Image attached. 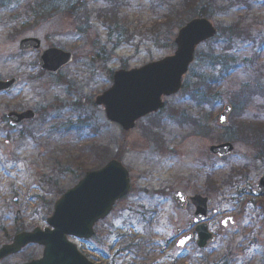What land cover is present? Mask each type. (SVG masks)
<instances>
[{
    "label": "rangeland",
    "instance_id": "374dc122",
    "mask_svg": "<svg viewBox=\"0 0 264 264\" xmlns=\"http://www.w3.org/2000/svg\"><path fill=\"white\" fill-rule=\"evenodd\" d=\"M66 1L73 5L80 0ZM66 1L56 0L60 10L49 20H37L26 32L15 31L29 20L36 0H5L0 9V80H20L9 92L0 94V247L21 230L46 228L59 196L74 187L86 171L98 169L119 155L129 173V195L95 226L94 238L74 242L91 263L205 264L203 256L209 252L197 255L186 251L193 262L181 259L175 250V230L186 228L192 211L177 212L171 197L175 191L187 197L202 195L209 178L216 185L210 196L216 211L210 219L211 229L222 217L239 215L236 228L228 230L215 249L230 246L232 264H264V218L256 224L259 237H252L245 226L253 210L249 204L242 207L245 196H237L264 174V157L252 159L256 150H261V143L236 139L238 126L249 124L251 134L253 126L264 124V97H259L264 95V0H203L217 36L197 47L183 84L192 90L193 74L218 75L221 67L211 69L207 55L224 58L226 71L231 72L217 87L220 103L210 112L208 122L191 110L189 98L179 92L164 100L165 107L156 117L140 120L127 133L106 121L103 109L93 105L95 97L111 86L115 71L140 68L173 55L176 33L193 13L184 14L182 0H121L117 32L98 17L108 9L105 0L83 3L70 18L62 12ZM195 7L200 9L197 3ZM236 24L240 35L226 34ZM24 38H37L41 49L71 52L74 61L56 77L41 73L38 53L18 52V43ZM245 59L253 62L242 64ZM244 91L247 104L231 114L234 125L227 134L216 127V117L223 105L237 104ZM26 110L35 112L36 119L15 129L7 125V113ZM180 112L199 116L204 135L193 134L195 127L190 120L182 127L176 125ZM86 122L90 130L75 131ZM96 124L99 129L94 133ZM230 138L234 139L232 156L223 160L209 156V146ZM83 146L98 147V155L102 151L107 155L101 161L95 150L83 151ZM245 165L250 166L246 179L239 176L231 181ZM239 246L244 251L240 252ZM220 252L216 253L217 262L222 259ZM41 254L42 248L29 246L0 264H24Z\"/></svg>",
    "mask_w": 264,
    "mask_h": 264
},
{
    "label": "water",
    "instance_id": "95a60500",
    "mask_svg": "<svg viewBox=\"0 0 264 264\" xmlns=\"http://www.w3.org/2000/svg\"><path fill=\"white\" fill-rule=\"evenodd\" d=\"M87 1V0H83ZM216 35V30L206 19H194L180 28L174 40L176 51L173 56L153 62L140 69L117 71L113 75L112 86L95 99V106L104 108L106 119L117 124L123 131L133 129L134 123L163 107L162 98L176 94L182 87L181 79L193 61L195 48ZM40 48L37 39L20 41L18 50L35 52ZM72 62V55L58 49L42 51L38 56L41 71L55 76L60 69ZM18 82V78L0 81V92L8 91ZM231 108L225 106L218 117V125L225 127ZM224 117V120H221ZM7 120L11 127L32 120L35 114L9 113ZM230 144L211 147L210 153L219 157L231 154ZM255 195H264V177L256 186ZM129 191L127 171L117 161H111L98 171L88 172L71 190L64 193L54 204L52 216L47 219L48 228L35 229L32 233H21L11 244L0 248V261L17 254L29 244L43 247L42 258L27 264H90L76 248L67 241V236L89 239L93 226L104 219L114 203ZM173 201L178 209L185 206V197L175 193ZM195 205V222L204 221L208 200L198 196L191 198ZM16 219H20L16 213ZM51 228L52 230H50ZM200 226L199 245L204 246L209 236Z\"/></svg>",
    "mask_w": 264,
    "mask_h": 264
},
{
    "label": "trees",
    "instance_id": "16d2710c",
    "mask_svg": "<svg viewBox=\"0 0 264 264\" xmlns=\"http://www.w3.org/2000/svg\"><path fill=\"white\" fill-rule=\"evenodd\" d=\"M35 1V0H33ZM66 1V0H65ZM106 3L108 4V9L104 10L102 12H100V15L98 17H101L105 20V22L111 24L110 26H114L112 27L114 30L117 24V14H118V10L119 8L123 5V3L118 2V0H105ZM226 2H230L232 0H222V2L225 3ZM63 4H64V0H62ZM183 2V8L185 7V11L184 14H190L191 12L193 14H191V16L189 17V19H193V18H208V9L206 10V8L203 7V0H182ZM213 2V0H212ZM195 3H197V5L200 6V9H196L195 7ZM68 4V5H67ZM83 4L78 1L77 3L73 4V5H69V3L66 1L65 2V9L62 10L63 14L66 17H75L76 16V10L78 9V7L82 6ZM5 6V0H0V9L2 7ZM61 6L60 4H58L56 2V0H36V6L34 11H32L31 16L29 17V20H27V22L32 21L31 25L28 24L26 22V24H22L20 26L19 29H16L15 32H26L27 27H32L37 25L39 19L42 18H46V19H51L52 16L57 12V10H60ZM177 13V12H176ZM180 17V16H179ZM170 16L167 17V21H169ZM178 19V18H177ZM183 20V19H182ZM186 20V19H185ZM109 26V27H110ZM238 25L236 24L234 26V28L232 29V27H230L227 30L226 34H232L233 36H238L240 35V27H237ZM111 29V27H110ZM118 32V30H116ZM225 32V31H223ZM128 41V40H127ZM205 60H207L208 62V66L212 69V67H214L213 69H215V67H221V71H219L218 75L215 76L214 74H211L210 76L206 75V76H201L200 75H196L194 77V80H196L193 89V92L190 93V97L193 100V102L196 103L197 106H200L202 104H208V105H212L215 107L218 105L219 103V93H218V86L221 83V81L225 78L226 75H228L230 72L226 71V67H225V61L224 58H215L213 56H205ZM197 87V88H196ZM257 89V88H255ZM185 91H187V85H185L184 88ZM246 99L247 97L241 96V102L243 101V104L246 103ZM239 109V108H236ZM192 123L195 125V120H192ZM196 127L198 129H201L200 125H196ZM87 130L89 129L88 127H86ZM83 129H85V127H83ZM246 130V129H245ZM245 130L244 128L239 130V135L240 138H245L247 135L245 134ZM255 135L256 137L259 139L261 137H263L264 139V125H261L258 128H255ZM94 151L95 148L94 147H84L83 151ZM261 151L264 152V140L263 143L261 145ZM104 158V156H102V159ZM118 158V157H116ZM101 159V160H102Z\"/></svg>",
    "mask_w": 264,
    "mask_h": 264
},
{
    "label": "flooded vegetation",
    "instance_id": "af4514ba",
    "mask_svg": "<svg viewBox=\"0 0 264 264\" xmlns=\"http://www.w3.org/2000/svg\"><path fill=\"white\" fill-rule=\"evenodd\" d=\"M150 116H152V115H148L147 117H150ZM147 117H144V118H147ZM144 118H142V119H144ZM142 119H140V120H142ZM139 121H137L135 123V126H136V124ZM144 131H145V129H144ZM145 133H146V131H145ZM146 135H147V133H146ZM257 140L262 145L263 140H264L263 137H261L259 139L257 138ZM208 151H209V149H208ZM211 157L216 158L213 155H211ZM263 157H264V154L261 153V152H256L255 154L252 155V159L255 160V161H259L260 159H263ZM262 166H263V164H262ZM247 171H250V166L245 165L243 170H242V173L240 174V178L241 179H246ZM263 176H264V174H262L260 176V178L263 177ZM236 179H237V177L235 175H233V176H231L230 180L234 181ZM257 182L258 181H256L255 184H253L254 186L253 185L250 186V187L248 185L245 186L246 189L242 190L241 193H239V192L237 193V196L243 195V196L246 197V199L242 203V207L245 206L246 204L247 205L249 204L251 206V209L253 210V212H251L249 214L250 221L246 222L245 229L247 231H249L250 235L252 237H254V238H258L259 235H260L259 234V229L260 228L256 227L257 221H261L262 218H264V196L263 195H258V196L255 195V192H258V190L256 189ZM206 186H207V187H205V191L206 192L204 191V193H202V195H200V196L208 198L210 200L209 203H208L207 211H206V213L204 215L205 220L203 221V223L206 224V227H205L204 231L205 232H207V231L209 232V235L212 237V241H211V243L207 242V244L204 247H202V248L198 247V245H197V241H198L197 237L200 236V232L201 231H200L199 227L201 226L202 223H196V224L193 223L194 214H195L196 210H195V208L192 205L191 206L187 205V207L185 209L177 211V212H181V213H185L187 211H192V213H190L191 217H190V220H188L187 223H186V228H183V227H180V228L178 227L177 228V230H176L177 231V233H176V236H177L176 241L179 238L187 236V235H191L192 239L185 246L184 249L179 250L178 252H179V254H181V256H182L181 258H188L189 255L188 256L187 255L184 256L185 252L187 250H190L192 252H196L197 255H204L205 253L209 252V255L203 256V259L205 260L204 261L205 264H232L234 262L233 254L231 253L232 248H230V246H227L226 248H221L219 250H216L215 249V245H216V243H218V241L221 239V237L228 232V230L236 228V226L238 224V220H239V215H234V216H229L228 215V216L222 217V219L231 217V221L230 222H234L233 226H226L225 228L221 227V224H220L221 221H222V219H221L220 222H219V225L217 227L211 229V227L209 226V224L211 222L210 219L214 215H216V211L214 209L213 201L210 198V196H212L211 192L216 191V185L214 183H212V180H210L208 178L207 181H206ZM220 215L223 216L224 213L220 214ZM253 228H255V230ZM220 250H221V252H220L219 255H222V259L217 262L216 261V253L219 252ZM239 251L242 252L244 250H243L242 247H240ZM191 260L193 262H195V260H193L192 258H191Z\"/></svg>",
    "mask_w": 264,
    "mask_h": 264
},
{
    "label": "snow or ice",
    "instance_id": "6c2138e0",
    "mask_svg": "<svg viewBox=\"0 0 264 264\" xmlns=\"http://www.w3.org/2000/svg\"><path fill=\"white\" fill-rule=\"evenodd\" d=\"M224 119H225L224 117H221V120H224ZM228 220H231V217H229ZM227 222H228L227 220L222 221V223H224L225 225H227ZM190 239H191L190 237H185L184 239L180 240L178 243L181 247H183L186 244V242Z\"/></svg>",
    "mask_w": 264,
    "mask_h": 264
},
{
    "label": "bare ground",
    "instance_id": "6f19581e",
    "mask_svg": "<svg viewBox=\"0 0 264 264\" xmlns=\"http://www.w3.org/2000/svg\"><path fill=\"white\" fill-rule=\"evenodd\" d=\"M253 61L252 60H249L248 61V59H245V60H242V64H244V63H252ZM227 65H225V67H226ZM233 67L231 66V68L230 69H232Z\"/></svg>",
    "mask_w": 264,
    "mask_h": 264
}]
</instances>
